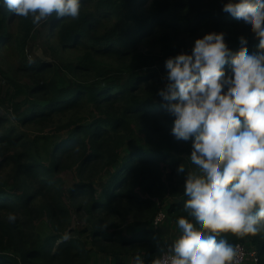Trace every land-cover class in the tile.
<instances>
[{"label":"trees","instance_id":"16d2710c","mask_svg":"<svg viewBox=\"0 0 264 264\" xmlns=\"http://www.w3.org/2000/svg\"><path fill=\"white\" fill-rule=\"evenodd\" d=\"M227 2L82 0L78 18L53 15L39 26L0 3V264H96L95 254L113 264H127L122 257L134 264L137 255L152 264L161 257L166 246L153 220L169 200L165 216L188 223L186 173L177 167L192 171L191 141L173 137L174 118L158 95L165 61L190 54L207 33L222 34L233 59L241 42L251 52L258 41L224 17ZM37 44L47 60L32 56ZM222 235L248 242L264 264V231Z\"/></svg>","mask_w":264,"mask_h":264},{"label":"clouds","instance_id":"9594fccd","mask_svg":"<svg viewBox=\"0 0 264 264\" xmlns=\"http://www.w3.org/2000/svg\"><path fill=\"white\" fill-rule=\"evenodd\" d=\"M0 3L39 26L53 15L78 18L82 0ZM222 12L258 43L251 52L239 43L240 55L233 59L223 35L207 33L194 41L190 54L165 61L167 83L158 95L174 118L173 137L191 141L187 159L196 175L178 165V173H187L183 213L188 223L177 224L179 242L152 264H241L239 246L222 234L243 239L264 231V0H228ZM16 220L15 213L7 215L9 223ZM133 259L144 264L139 255Z\"/></svg>","mask_w":264,"mask_h":264},{"label":"rangeland","instance_id":"374dc122","mask_svg":"<svg viewBox=\"0 0 264 264\" xmlns=\"http://www.w3.org/2000/svg\"><path fill=\"white\" fill-rule=\"evenodd\" d=\"M42 37H43V33H42ZM32 56L34 54V56L42 58L44 60L48 59V54L47 52L44 51V47L40 46V44H37V47H34V49L31 51ZM2 73H6V69L3 65H1L0 63V93H2V88L5 87V83H4V79H2ZM14 82H18L20 83L16 78L13 77ZM20 99H18L16 102H19ZM13 108H16L15 106H12ZM189 173L193 176H195L196 174L192 171H189ZM187 177V173L184 175V178L186 179ZM168 202L169 200H167L164 205L162 206L163 211L165 212L168 206ZM166 213V212H165ZM136 212L132 211L130 212L126 217H125V226L126 228L128 227V225L136 218ZM83 221L82 220H78L77 224L74 225L72 224V228L76 231H79L82 229L83 227ZM176 222H172L167 216H166V220L155 230L163 239L164 244L170 245L171 247H174L176 243L179 242V236L176 232V227H177ZM38 231L43 234L46 235L49 232V228L44 225L41 224L38 226ZM81 232V231H80ZM84 237V236H83ZM85 238V237H84ZM245 248V250L250 253L252 252L255 248L250 245L248 242H245L242 244ZM94 261L96 262V264H113V260H110L108 258H105L104 256L101 255H97L95 254V256L93 257ZM120 260H123L124 262H126L127 264H132V262L128 259V258H120ZM245 264H254L250 258H248V260L245 262Z\"/></svg>","mask_w":264,"mask_h":264},{"label":"built area","instance_id":"2783aa9c","mask_svg":"<svg viewBox=\"0 0 264 264\" xmlns=\"http://www.w3.org/2000/svg\"><path fill=\"white\" fill-rule=\"evenodd\" d=\"M165 219H166L165 214L163 212H159L158 215L153 220L152 223L153 227L158 228L165 221ZM238 246H239L238 250L242 253L241 264H245L248 258H250L254 264H258L257 252L255 249L252 252L248 253L242 244H238ZM171 248L172 247L170 245H167L165 251H168Z\"/></svg>","mask_w":264,"mask_h":264}]
</instances>
